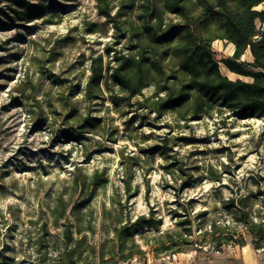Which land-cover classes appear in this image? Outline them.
<instances>
[{
	"label": "rangeland",
	"instance_id": "rangeland-1",
	"mask_svg": "<svg viewBox=\"0 0 264 264\" xmlns=\"http://www.w3.org/2000/svg\"><path fill=\"white\" fill-rule=\"evenodd\" d=\"M30 1L41 4L42 10L19 17L13 8L21 10L20 4L0 0V264H52L57 251L42 261L43 251L39 254L37 248L45 242L50 250L59 238L64 221L55 219L59 197L66 202V220L83 226L90 243L111 234L105 214L112 207L111 198L118 199L123 215L131 218L153 208L162 224L135 236L145 254L132 258L131 264H237L240 259L232 254L233 249L241 248L239 244L216 250L212 244L202 243L195 249L155 254L150 243L165 229L175 228L174 211H186L192 240L200 242L201 233L214 221L242 233L244 245L252 247L243 225L232 219L231 209L222 203L232 194L247 195L252 210L263 207L264 116L236 118L224 111L177 125L169 114L156 116L138 106L137 101L150 94L151 86L129 101L115 88L85 100L82 88L90 58L102 53L107 61L106 46L118 53L124 48V37L98 13L95 0ZM118 1L112 0L113 4ZM263 7L264 2L255 9ZM87 22L101 27L89 31ZM233 49L227 40L212 42L220 71L230 79L250 80L220 61ZM241 60H251L248 49ZM31 87L43 105L50 101L56 108L35 127L28 111L34 101L26 98ZM61 96L75 101L77 109L95 125L76 132L80 129L73 119L63 117L65 110L58 104ZM153 144H163L164 153L141 151ZM94 170L104 173L107 181L80 208L81 220L76 221L69 210L80 200L81 192L72 187V178ZM209 172L220 173V180L210 178ZM187 174L196 179L176 196L174 188ZM122 178H130L131 186H138L126 199ZM261 210L264 214V207ZM198 212L203 213L196 215Z\"/></svg>",
	"mask_w": 264,
	"mask_h": 264
},
{
	"label": "trees",
	"instance_id": "trees-1",
	"mask_svg": "<svg viewBox=\"0 0 264 264\" xmlns=\"http://www.w3.org/2000/svg\"><path fill=\"white\" fill-rule=\"evenodd\" d=\"M15 1L22 7L21 10L13 8L19 17H29L42 10L38 2ZM262 2L264 0H119L113 4L112 0H95L98 13L114 25L125 43L118 53H111L106 46L105 53L110 57L107 61L103 60L102 53L90 58L82 97L92 100L103 89L111 91L115 88L116 93L129 101L151 86L150 94L137 101L138 106L156 116L169 114L177 125L224 111L236 118L264 116V7L255 9ZM87 25V29L94 32L101 27L95 22H87ZM95 25L97 28H93ZM216 39L234 45L233 53L221 58L222 64L250 80L230 79L220 71L212 50V42ZM247 49L251 60H241ZM34 89L30 88L31 93L26 98L32 97L34 101L30 104L33 108L28 111L35 127L44 123L56 108L50 101L43 105V100L36 99ZM58 101L65 110L64 119H73L80 129L76 132L84 131L87 125H95L94 120L77 109L72 99L61 96ZM163 149V144H153L141 151L164 153ZM177 165V169L185 174V170ZM209 173L210 178L220 180V173ZM195 179L196 176L187 174L182 184L174 188L176 196ZM106 181L107 177L98 170L72 178V187L81 192L80 200L69 210L76 221L81 220L80 208ZM122 181L126 199L132 193L130 190L135 193L138 186H131L130 178H122ZM58 200L61 207L55 208V219H64L59 238L50 250L45 242L39 243L37 248L39 254L43 251L42 261H48V254L57 251L52 264H131L132 258L145 254L135 236L143 229H159L162 224L153 208L147 214L131 218L123 215L120 201L111 198L112 207L105 212L111 234L101 242L90 243L82 232L83 226L66 220V202L63 203L61 197ZM222 205L231 209V217L236 223L243 225L252 247L264 250V214L261 213L264 204L262 208L252 210L247 195L232 194ZM173 215L176 217L175 228L165 229L150 243L155 254L195 249L202 243L212 244L216 250L231 243L242 246L246 243L242 233L214 221L201 233V241L196 242L190 238L192 228L187 212L174 211ZM87 227L91 228V225Z\"/></svg>",
	"mask_w": 264,
	"mask_h": 264
},
{
	"label": "crops",
	"instance_id": "crops-1",
	"mask_svg": "<svg viewBox=\"0 0 264 264\" xmlns=\"http://www.w3.org/2000/svg\"><path fill=\"white\" fill-rule=\"evenodd\" d=\"M233 251L234 259H240L237 264H264V250L244 245L239 249H233Z\"/></svg>",
	"mask_w": 264,
	"mask_h": 264
}]
</instances>
